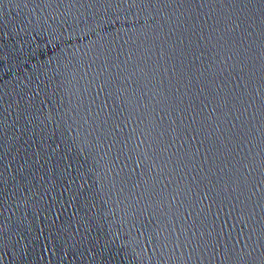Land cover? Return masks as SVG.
Segmentation results:
<instances>
[{
	"label": "water",
	"instance_id": "95a60500",
	"mask_svg": "<svg viewBox=\"0 0 264 264\" xmlns=\"http://www.w3.org/2000/svg\"><path fill=\"white\" fill-rule=\"evenodd\" d=\"M0 264H264V0H0Z\"/></svg>",
	"mask_w": 264,
	"mask_h": 264
}]
</instances>
